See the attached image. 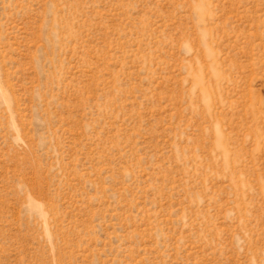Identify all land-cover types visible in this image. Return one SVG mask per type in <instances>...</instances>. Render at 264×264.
Listing matches in <instances>:
<instances>
[{
	"label": "rangeland",
	"instance_id": "1",
	"mask_svg": "<svg viewBox=\"0 0 264 264\" xmlns=\"http://www.w3.org/2000/svg\"><path fill=\"white\" fill-rule=\"evenodd\" d=\"M0 264H264V0H0Z\"/></svg>",
	"mask_w": 264,
	"mask_h": 264
}]
</instances>
